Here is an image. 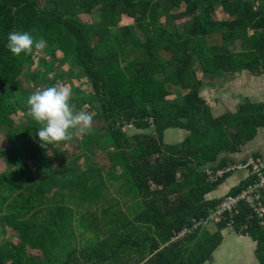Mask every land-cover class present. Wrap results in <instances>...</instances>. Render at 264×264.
Segmentation results:
<instances>
[{"label":"trees","instance_id":"16d2710c","mask_svg":"<svg viewBox=\"0 0 264 264\" xmlns=\"http://www.w3.org/2000/svg\"><path fill=\"white\" fill-rule=\"evenodd\" d=\"M219 8L228 18L214 19ZM121 15L133 24L119 27ZM14 30L45 48L12 55ZM242 71L264 76V0H0V221L17 234L0 240V264L211 262L229 214L215 222L209 212L251 180L205 200L229 177L213 176L229 169L226 159L214 164L264 128V102L244 98L212 117L200 92L203 81ZM24 78L70 85L73 108L94 114L91 134L41 147ZM129 126L140 133L129 136ZM170 129L187 135L166 145ZM236 210L233 231L255 242L264 264V214L241 201ZM192 219L204 222L177 238Z\"/></svg>","mask_w":264,"mask_h":264},{"label":"clouds","instance_id":"9594fccd","mask_svg":"<svg viewBox=\"0 0 264 264\" xmlns=\"http://www.w3.org/2000/svg\"><path fill=\"white\" fill-rule=\"evenodd\" d=\"M7 48L14 56L31 55L46 46L43 38L36 39L29 32L11 31ZM72 91L68 85L37 88L27 100V115L41 125L36 136L41 147L71 141L93 131L94 114L76 111L71 105Z\"/></svg>","mask_w":264,"mask_h":264},{"label":"crops","instance_id":"0c3cea01","mask_svg":"<svg viewBox=\"0 0 264 264\" xmlns=\"http://www.w3.org/2000/svg\"><path fill=\"white\" fill-rule=\"evenodd\" d=\"M217 10H220V8ZM217 10L214 12L215 14L219 12ZM223 12L224 11L219 13L223 16L222 20L228 18V14L224 12L225 13V16H224ZM214 19L221 20L219 18H214ZM242 72H245L247 74L246 77L250 79L252 82H256V83H258V80H260V77H264V76H260V77L252 76L247 71H242ZM241 73H234L232 75L224 76V78H227L226 81L231 82L230 90L233 89L232 90L233 93L234 91H236V88H238L240 84H242V79H244L243 77L244 75H242ZM235 78H240V79L238 80ZM199 79H202V78H199ZM213 80L214 79L203 81V88L200 92L201 97L205 100V103L210 108L212 117L221 116L222 114H225L227 112L233 113L237 110L236 108L235 110L232 111L231 109L228 108L229 104H228V101L225 100L226 97H229L231 98V100H233V102L231 103L233 106L240 104V101H242L241 100L242 98H249L251 101L257 102V103L264 102V101L255 100V98L257 99L258 97L264 98V95H262V92H261L264 88L261 91L256 90V93H252L251 95L249 94L250 96L242 94V97L240 99L238 98L239 100L237 101V103H235V101L237 100L236 96H238V94H236V96L233 93L222 94L221 89L220 90L215 89L214 93L211 92V88H212L210 87L211 84H213L215 87V85L219 83V80H216V81H213ZM258 92H260V95L258 94ZM253 96H255V98H252ZM216 100H219V102H216ZM172 130H177V129H170L164 133L163 141H164V144L166 145H173V144L180 143L181 136H183L182 131H185V130H177L178 137H174ZM167 136H170L169 143L167 142ZM263 154H264V128H259V132L253 138V141L247 143L244 147H242L238 154L229 155L226 153H222L219 156V159H217V161L215 162L214 167L217 165V163L221 161V159H226L228 161V164L226 167L230 169L232 168V166H236L240 163H244L249 157H252V156L260 157V155L262 156ZM246 177H247V173L245 171L235 172L234 174L230 173L229 177L226 180H224L223 183L217 186L214 191L208 193L205 196V200L212 201V200H217V199L222 198L227 193H229L231 189H233L234 187L238 186L241 182H243ZM223 238H224L223 243L219 247L216 248V251L212 254L211 262L209 263L213 264L214 261L246 262L245 258H243L242 260H239L240 258L243 257L242 253H235L233 251V244L237 243L235 240H240L241 241L240 243L242 245H245L246 248L249 247V250L251 252V257H253V254L255 253L256 244L248 236L240 235L239 237H237L235 232L227 231V232H223ZM255 259L256 257L254 258V260ZM255 261L257 262V260Z\"/></svg>","mask_w":264,"mask_h":264},{"label":"rangeland","instance_id":"374dc122","mask_svg":"<svg viewBox=\"0 0 264 264\" xmlns=\"http://www.w3.org/2000/svg\"><path fill=\"white\" fill-rule=\"evenodd\" d=\"M43 1V0H41ZM221 10V11H220ZM220 10H217L219 12H217L216 14L214 13L213 14V17L214 18H219V19H222L223 16L219 13H221L223 10L220 8ZM224 13V12H223ZM224 16H225V13H224ZM80 18L83 20V21H89V16L87 15H80ZM184 20H181V23L183 22ZM164 22V18H160L159 20V23H163ZM133 24V20L125 15H121L120 17V20L118 22V26L119 27H122V26H126V25H131ZM234 50L237 49V47H233ZM58 57H60L61 55L58 53L57 54ZM58 69V68H57ZM62 70L66 71L67 70V66L64 65L62 68ZM43 70V69H42ZM33 71H37L36 70V67H33ZM244 73V74H243ZM242 75H244V79H242V84H240V86L238 88H236V91H234V93L232 92V90H230V83L229 81H226L227 78H223V79H220L219 80V83H217L214 87V85L210 86L212 87L211 88V92L214 93V90L215 89H221V92L222 94H225V93H233L235 96L236 94H238V96H236L237 100L235 101V103H237V101L242 97V94H245V95H251L252 93H256V90L258 91H261L263 88H264V77H260V80H258V83L256 82H252L250 79H248L246 76L247 74L245 72H242L241 73ZM197 76L199 78H202V75L200 74V70L198 68V72H197ZM51 77V74L49 75V78ZM250 77V76H249ZM235 79H240V78H235ZM237 81V80H236ZM24 82H25V85L28 87V89L31 91V92H34L37 88H45L46 85L43 84L42 82L40 81H30L28 79H25L24 78ZM75 84H73V86H77L79 87V89L83 90V91H89V87L86 85V84H81V83H78L77 81H74ZM61 85V84H59ZM58 85V86H59ZM67 85V84H65ZM70 87V85H69ZM262 92V95H264V89L261 91ZM258 94L260 95V92H258ZM249 95V96H250ZM172 97H170L169 99H171ZM239 98V99H238ZM252 98H255V96H253ZM244 99V98H242ZM241 99V100H242ZM226 101H228V108L231 109L232 111L235 110L237 108V106L239 104H237L236 106H233L231 103L233 102V100H231V98L229 97H226L225 98ZM256 101H264V98H261V97H258L257 99L255 98ZM216 102H219V100H216ZM242 101H240L241 103ZM262 103V102H261ZM83 111L85 110V107L82 109ZM20 115V116H19ZM17 115L15 118V120L17 121V123H22L24 121V119L22 118L21 114ZM126 131H127V134L129 136H132L134 134H137V133H140V131L138 130H135L133 129L131 126L129 127H126ZM173 132V136L174 137H178V134H177V130H172ZM259 132V129L257 130V133L256 135L258 134ZM98 136H104V134L100 131V132H95ZM183 133V136H181V141H183V139L186 137L187 133L185 131H182ZM3 133H0V150H3L8 144H6L7 142L4 141L3 139V136L2 135ZM185 136V137H184ZM76 139H78V141H80V139L82 137H74ZM167 142L169 143L170 142V136H167ZM103 142L101 141V144ZM68 148H70L71 150V146H67L65 149L67 150ZM260 157L264 158V154ZM249 158H252V157H249ZM79 165L81 167V170H84V164L83 162H79ZM7 170L6 166L3 165L2 162H0V172H5ZM240 171H243V170H216L213 174L214 176V179L216 178H222L225 174H234L235 172H240ZM115 172L119 173L120 171L118 169L115 170ZM219 172H223L222 175H219L217 173ZM248 175V172L245 171ZM154 190V189H153ZM4 196H5V193H2ZM221 199V198H220ZM223 199V198H222ZM222 202H219V205H216L213 209L211 208V210H216V209H219L220 208V204ZM238 213V210H234L233 213H232V218L231 220L229 221V225L226 229L223 230V232H234L233 229H232V225H233V221L235 220V217ZM258 216V214H257ZM258 217H262V216H258ZM224 218V217H223ZM192 222V220H191ZM210 230H211V227H210ZM213 230V229H212ZM222 232V234H223ZM237 237L240 236V234L236 233ZM242 236V235H241ZM3 239H9L13 242H17V234L14 233V232H11V230L9 228H7L4 224L3 221H0V240H3ZM237 243L233 244V251L235 253H242V258H240L239 260H242L243 258L246 259V262H231V261H214L213 264H258V262H256L254 260V258L256 257L255 253L253 254V257H251V252L249 250V247L246 248L245 245H242L240 242V240H235ZM30 254L32 255H38L39 252L38 251H33V252H30ZM205 264H211L209 262L205 263Z\"/></svg>","mask_w":264,"mask_h":264},{"label":"built area","instance_id":"2783aa9c","mask_svg":"<svg viewBox=\"0 0 264 264\" xmlns=\"http://www.w3.org/2000/svg\"><path fill=\"white\" fill-rule=\"evenodd\" d=\"M227 170H243L247 171L248 175L251 177L249 183L246 185L245 189L234 197L226 196L222 199L220 208L216 210H211L209 213V219L215 222H220L226 213L229 214V221L232 218V213L241 202L247 204L258 216H263L264 208L260 201L261 192L264 190V158L260 157L257 159L248 158L244 164H239L233 166ZM222 175L223 172L217 173ZM219 179V178H216ZM203 220L192 219V229L182 228L177 234V238L189 234L191 230L197 229V227L202 224ZM229 225V224H228Z\"/></svg>","mask_w":264,"mask_h":264}]
</instances>
